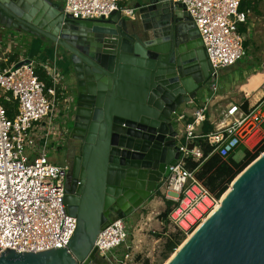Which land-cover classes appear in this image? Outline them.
Returning <instances> with one entry per match:
<instances>
[{
	"label": "water",
	"instance_id": "water-1",
	"mask_svg": "<svg viewBox=\"0 0 264 264\" xmlns=\"http://www.w3.org/2000/svg\"><path fill=\"white\" fill-rule=\"evenodd\" d=\"M133 9V18L115 11L106 20H78L50 0H0L1 26L69 53L77 87L71 133L80 135L66 177L64 204L76 219L67 247L7 250L0 264H96L98 233L152 198L176 164L173 117L200 96L212 68L180 3L137 0ZM167 264H264V151Z\"/></svg>",
	"mask_w": 264,
	"mask_h": 264
},
{
	"label": "built area",
	"instance_id": "built-area-1",
	"mask_svg": "<svg viewBox=\"0 0 264 264\" xmlns=\"http://www.w3.org/2000/svg\"><path fill=\"white\" fill-rule=\"evenodd\" d=\"M50 1L62 7L64 16L78 20H106L115 11L127 18L135 15L133 8L120 5L122 0ZM172 1L180 3L194 23L212 68L207 92L195 99L199 104L190 113L191 120L182 122L185 115L175 116L179 157L156 187L169 204L160 224L188 235L220 201L198 179V167L212 154L225 159L243 149L253 155L264 146V82L254 102L250 98L228 102L217 119L212 118L210 109L221 88L219 72L246 57L238 28L247 23L249 11L239 10L243 0ZM15 65L0 70V255L7 250L37 253L66 248L76 228V219L64 204L68 166L48 157L49 149L56 150L68 133L56 121L61 110L71 108L63 76L55 65H41L47 85L32 63L14 69ZM4 104L11 106V116ZM205 122L211 126L207 132L202 131ZM202 143L211 147L207 155ZM188 160L197 167L187 168ZM129 220L114 217L98 233L97 257L118 264L121 259L113 251L123 248V260L128 258L133 250Z\"/></svg>",
	"mask_w": 264,
	"mask_h": 264
},
{
	"label": "rangeland",
	"instance_id": "rangeland-1",
	"mask_svg": "<svg viewBox=\"0 0 264 264\" xmlns=\"http://www.w3.org/2000/svg\"><path fill=\"white\" fill-rule=\"evenodd\" d=\"M130 1L122 0L120 5L122 7H129ZM254 2L256 3V10H250L247 23L239 26L245 29L242 35L247 41L246 57L236 65L219 72L221 88L210 109V114L214 119H217L228 102H240L248 98L252 102L254 97L258 98L259 94L256 96L254 94L258 92L264 82V0H255ZM129 8H133V6ZM8 30L12 32L6 35ZM14 34H19V36L13 38ZM46 45L48 43L43 38H36L29 33L7 29L0 25V70L2 66L5 68L9 67L11 65L10 63L18 60L19 56H28L29 59L33 60V52H39L38 54H40ZM32 66L35 70H42V67H38L39 65H37L36 61H33ZM62 82L69 89V83L64 78ZM70 88L72 89L71 84ZM206 92V89H202L199 95L202 96ZM184 108H187V106L182 105L178 109L177 114ZM72 110V108L65 111L61 110V114L56 119L59 124L64 125L69 130L72 128L70 122L73 113ZM173 119L176 120L175 116ZM232 156L235 162H240L244 158L245 152L243 149H237ZM48 157L54 164H64L63 152H56L49 149ZM153 199L156 201H151ZM165 209L166 204L164 198L158 190L152 199H149L144 209H137L133 218L134 222L133 220H129L131 227L128 242L131 243L133 250L131 253H127L129 256L126 260H123V257H121V262L118 264L168 263L175 252L187 240L189 234L179 235L173 227H164V223L163 225L160 224V222H165L160 216ZM170 237L176 242V247L173 248L172 252L167 251L165 248V245L170 242ZM117 252L120 255L126 253L124 249H116L113 251V253ZM96 264L98 263L96 262Z\"/></svg>",
	"mask_w": 264,
	"mask_h": 264
},
{
	"label": "trees",
	"instance_id": "trees-1",
	"mask_svg": "<svg viewBox=\"0 0 264 264\" xmlns=\"http://www.w3.org/2000/svg\"><path fill=\"white\" fill-rule=\"evenodd\" d=\"M254 1L255 0H243L240 4L239 10L241 11L256 10V6H255L256 3ZM238 31L242 34L245 32V29L239 27ZM243 44L244 47L246 48L247 47L246 39ZM4 68H5L4 66L1 67V69ZM35 73L38 76V78L45 81L47 85L50 84L49 80L47 79L45 73L42 70L36 69ZM257 94L260 95V93ZM247 104L248 103L245 101L243 104L244 108H246ZM4 106L7 109L9 116H11V106L9 104H4ZM210 129L211 126L207 122H205L202 126V131L207 132ZM201 147L204 155H207L211 150V147L206 145L205 143H202ZM263 151H264V146L257 153L253 155L249 153H245L244 158L240 162H235L233 160L232 154L225 159L219 157L217 154H212L210 157L207 158L206 161H204L198 167L196 171V175L198 179L202 180V182L210 190L211 193H213L217 197H220L226 191L232 180ZM186 166L189 169H195L197 167V163L188 160ZM165 204H166V209L160 215L161 218L163 219H165V217L167 216L169 209V204L167 203ZM169 240L170 242H168L165 245L166 246L165 248L167 251L172 252L173 248L176 247V242H174L172 237H170Z\"/></svg>",
	"mask_w": 264,
	"mask_h": 264
},
{
	"label": "flooded vegetation",
	"instance_id": "flooded-vegetation-1",
	"mask_svg": "<svg viewBox=\"0 0 264 264\" xmlns=\"http://www.w3.org/2000/svg\"><path fill=\"white\" fill-rule=\"evenodd\" d=\"M45 40V39H44ZM46 43H48L50 45V47H53V45L50 44V42H48L47 40H45ZM55 48V47H54ZM57 54L59 55V57L61 58V60H66V62H68L70 64V70L72 71V64L70 62V55L67 51H65L63 48L61 47H56L55 48ZM70 77L68 78L70 81H68V86L69 89L67 88V96L70 97V107L73 109V113L71 116V126H73V122H74V118H75V110H76V102H77V87H76V81L74 80V76L73 74L70 73ZM70 84L72 85V89L70 88ZM208 82L205 84V86L207 87ZM72 128L69 130L68 129V133L66 134V136H64L62 138V141L60 142V145L58 146V148L54 151H58V152H63V156H64V164L68 166V171H67V175L70 174V170L72 168V165L74 163L75 157L79 156V141L77 140V137H79V134H74L71 133ZM98 264H107V262L98 259L97 260Z\"/></svg>",
	"mask_w": 264,
	"mask_h": 264
},
{
	"label": "crops",
	"instance_id": "crops-1",
	"mask_svg": "<svg viewBox=\"0 0 264 264\" xmlns=\"http://www.w3.org/2000/svg\"><path fill=\"white\" fill-rule=\"evenodd\" d=\"M136 1H137V0H131V1H130V5H129V7L133 6V5L136 3ZM2 27H3V26H2ZM10 32H12V31H11V30H8L7 33H6V35H7V34H10ZM20 32H21V31H20ZM20 34H21V33H20ZM17 36H19V34H16V35L14 34L13 38H16ZM9 37H10V36H9ZM44 48H45V49L41 50L42 52H41L40 54H38L39 52H33V54H32L33 60H32V59H29L28 56H26V57L19 56L18 60H16V61H12L11 65L17 63V62L20 61L21 59H29V60L32 62V64H33V61H36V62H37V65H39L38 67H40L41 65H44V64L55 65V66L58 68V70H59V72L61 73V75L63 76L64 80H66V82L70 81V80L68 79V74H69V72L71 71V70H70V64H69L68 62H66V60H61V58H60L59 55L57 54V52H56V50H55L54 47H50V45L48 44V45H46ZM40 49H41V47H40ZM38 59H39V60H38ZM65 85H66V84H65ZM256 95H258V94H257V93L254 94V96H256ZM255 99H256V98L254 97L253 102L255 101ZM198 104H199V102L196 101V100H194L192 103L185 105V106H187V108H184L183 110L180 111V113L177 114L178 116L181 115V114L185 115L184 120H183L182 122H185V121L191 120L190 113L192 112V110H193L196 106H198ZM182 122H181V123H182ZM179 126H180V125H179ZM179 126H178V127H179ZM155 193H156V192H155ZM149 199H152V198H149ZM149 199H148L147 201H145L144 204H143L138 210L144 209V208L146 207L147 203L149 202ZM151 201L155 202L156 200L153 199V200H151ZM150 206H151V205H150ZM136 211H137V210H136ZM136 211H135V212H136ZM135 212H134L132 215L129 216V218H130L131 220H133V222H134V219H133V218H134ZM119 249L122 250L123 248H119ZM124 254H125V253H122V254L120 255L119 252L114 253V255H116V257H117L118 259H121V257L124 256Z\"/></svg>",
	"mask_w": 264,
	"mask_h": 264
},
{
	"label": "bare ground",
	"instance_id": "bare-ground-1",
	"mask_svg": "<svg viewBox=\"0 0 264 264\" xmlns=\"http://www.w3.org/2000/svg\"><path fill=\"white\" fill-rule=\"evenodd\" d=\"M219 204V203H218ZM216 208V207H215ZM210 213V212H209ZM209 213H208V215H209ZM208 215H206L202 220H201V222L193 229V231L204 221V219L208 216ZM192 234V233H191ZM191 234H189L188 235V237H187V239L191 236ZM167 264V263H166Z\"/></svg>",
	"mask_w": 264,
	"mask_h": 264
}]
</instances>
